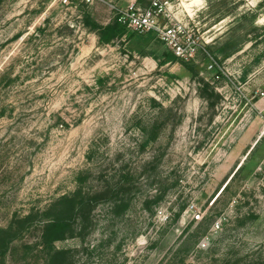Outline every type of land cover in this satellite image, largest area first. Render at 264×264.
Segmentation results:
<instances>
[{
  "label": "rangeland",
  "instance_id": "1",
  "mask_svg": "<svg viewBox=\"0 0 264 264\" xmlns=\"http://www.w3.org/2000/svg\"><path fill=\"white\" fill-rule=\"evenodd\" d=\"M167 1L195 59L102 39L107 4L0 0V264H48L50 207L82 187L126 208L54 244L71 264H264V0Z\"/></svg>",
  "mask_w": 264,
  "mask_h": 264
},
{
  "label": "trees",
  "instance_id": "2",
  "mask_svg": "<svg viewBox=\"0 0 264 264\" xmlns=\"http://www.w3.org/2000/svg\"><path fill=\"white\" fill-rule=\"evenodd\" d=\"M140 2L141 0H138V3ZM121 26L127 28L120 24L116 18L112 24H109L106 27L96 25L98 33L102 39L103 36H107L108 34L113 35V33L116 32ZM138 35L145 36L142 34ZM206 85L209 86L208 83H206ZM202 96L210 100L206 89H203ZM211 106H214V104L212 103ZM78 180L80 182L84 181L82 178H79ZM122 192V189H112L109 187H102L93 192H85L82 187L73 195L63 196L58 201H56L49 210L53 212V216H51L45 222L42 233V245L44 248L50 249V258L48 264H71L70 250L54 249V244L57 241H63L69 237H72L80 224L90 220L91 212L97 206L98 202L107 200L109 195L113 194L114 196H117V200H119L118 202L115 201L113 208L115 213L126 208L125 199L120 197ZM145 206V208L148 207V200ZM180 214L181 212L176 213L174 220H177L180 217ZM82 228H85V226H82ZM11 240L12 237L8 234L0 236V255H4L6 253Z\"/></svg>",
  "mask_w": 264,
  "mask_h": 264
},
{
  "label": "built area",
  "instance_id": "3",
  "mask_svg": "<svg viewBox=\"0 0 264 264\" xmlns=\"http://www.w3.org/2000/svg\"><path fill=\"white\" fill-rule=\"evenodd\" d=\"M69 4L70 0H62ZM88 5L107 4L114 12L115 18L132 31L146 35H156L165 46L180 60L195 59L205 45L190 30L188 25L178 21L168 11L167 0H151L149 6H141L137 0H127V5H116L107 0H83ZM213 68V64L209 66Z\"/></svg>",
  "mask_w": 264,
  "mask_h": 264
},
{
  "label": "crops",
  "instance_id": "4",
  "mask_svg": "<svg viewBox=\"0 0 264 264\" xmlns=\"http://www.w3.org/2000/svg\"><path fill=\"white\" fill-rule=\"evenodd\" d=\"M121 4H123V5H126L127 4V0L126 1H121Z\"/></svg>",
  "mask_w": 264,
  "mask_h": 264
}]
</instances>
